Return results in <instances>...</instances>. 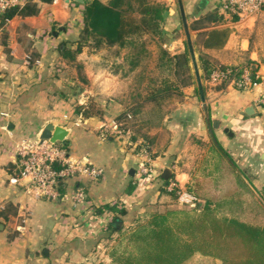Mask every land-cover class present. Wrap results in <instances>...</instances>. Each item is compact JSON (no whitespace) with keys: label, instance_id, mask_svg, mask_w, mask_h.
<instances>
[{"label":"crops","instance_id":"obj_1","mask_svg":"<svg viewBox=\"0 0 264 264\" xmlns=\"http://www.w3.org/2000/svg\"><path fill=\"white\" fill-rule=\"evenodd\" d=\"M84 1L54 0L40 4L36 16L0 19V264H114L109 252L120 230L130 229L157 204L181 203L182 194L195 198L192 207L198 199L189 189L195 184L207 187L219 210L241 202V222L251 224L249 218H261L264 108L258 103L259 90H240L227 83L213 86L201 80L202 100L191 60L195 84L182 89V98L159 128L147 134L153 142L157 176L150 181L140 172L143 158L138 142L114 133L103 135L104 127L123 113L122 94L132 88V78L114 72V59L109 63L102 52L85 49L77 56L83 82L61 57L62 44L79 36ZM180 1L182 8L179 0L167 4L162 25L164 47L171 55L188 46L183 10L200 79L205 61L254 67L253 72L264 77V12L239 19L220 9V22L193 31L191 22L223 0H209L203 6L202 0ZM90 102L102 111L101 116L83 118L75 113V106ZM50 124L66 130L60 145H66L69 161L102 170L97 180H67L57 199L37 196L28 189V178L14 175L19 169V144L40 138ZM225 169L235 178L224 177ZM165 170L171 171L168 180L162 179ZM171 182L179 189L176 196L168 193ZM214 184L212 193L209 188ZM79 188L86 197L82 206L72 200ZM7 205H12L10 211ZM106 206H117L125 214L116 216ZM219 215L236 218L230 213ZM112 225L117 232L109 230Z\"/></svg>","mask_w":264,"mask_h":264},{"label":"trees","instance_id":"obj_2","mask_svg":"<svg viewBox=\"0 0 264 264\" xmlns=\"http://www.w3.org/2000/svg\"><path fill=\"white\" fill-rule=\"evenodd\" d=\"M53 1L27 0L7 8L0 19L6 22L14 17L36 16L40 4ZM220 9L222 4L218 3L192 21L189 28L197 31L220 22ZM167 11L165 3L155 0H85L78 38L60 47L61 57L83 82L86 79L77 56L85 49L112 52L114 72L134 80L122 99L124 111L115 121L123 131H129L127 141L138 142L137 149L146 148L151 157L153 142L147 134L159 128L165 115L180 101L182 89L195 84L188 46L185 44L184 51L175 55L164 47L167 39L162 25ZM216 68L227 66L203 62L201 80L209 81ZM74 111L83 118L102 115L91 102L75 106ZM61 148L67 151L65 144ZM14 175L20 176V170ZM65 187L66 180L59 179L56 189L60 196ZM178 192L175 187L168 193L176 196ZM189 192L198 199L192 207L157 204L130 229L120 230L109 252L114 264H183L193 255L217 259L219 264H264V226L219 215L206 186L195 184ZM7 208L10 211L12 205ZM106 208L116 216L125 214L117 206ZM108 228L117 232L113 225Z\"/></svg>","mask_w":264,"mask_h":264},{"label":"built area","instance_id":"obj_3","mask_svg":"<svg viewBox=\"0 0 264 264\" xmlns=\"http://www.w3.org/2000/svg\"><path fill=\"white\" fill-rule=\"evenodd\" d=\"M24 0H0V13L7 8L22 5ZM222 11L230 17L236 16L239 19L252 18L264 12V0H223ZM253 73L248 66L216 68L211 72L209 83L213 86L230 84L240 90L258 89V103L264 108V77ZM1 116H7L2 114ZM114 133L126 139L130 136L129 131H123L118 122L113 121L110 126L104 127L103 135ZM140 154L143 162L140 172L147 175L150 181L157 178L152 166V157L146 148H142ZM17 164L20 170V177L28 178V189L37 196L47 199H57L60 193L56 189L59 179L69 180L71 178L84 177L90 180H97L102 170L87 164L86 162L74 163L69 161L66 150L60 144L52 143L49 140L40 138L34 140H23L16 149ZM60 166H55V165ZM13 183L17 179L11 180ZM175 183L171 182L167 187L172 190ZM180 201L186 205H192L194 197L186 194L180 195ZM72 200L76 205L86 203L85 193L77 189Z\"/></svg>","mask_w":264,"mask_h":264},{"label":"rangeland","instance_id":"obj_4","mask_svg":"<svg viewBox=\"0 0 264 264\" xmlns=\"http://www.w3.org/2000/svg\"><path fill=\"white\" fill-rule=\"evenodd\" d=\"M103 2H106L107 0H102ZM155 1H159V2H162V3H165L166 5L167 4H169V3H172V4H174V3H176V1H178V0H155ZM102 54H103V59L105 60V61H107V62H111L112 61V59H114V57H113V55H112V52L111 53H109V52H106V51H102ZM149 62H151V61H149ZM151 66H154V63L151 65ZM124 80V79H123ZM133 81L134 80H132L131 79V84H133ZM123 84L125 85V82H123ZM125 87V86H124ZM124 90V89H123ZM129 91V90H128ZM123 96H124V92H123V94H122ZM172 106V105H171ZM171 106L169 107V108H171ZM174 106V105H173ZM144 131V130H143ZM142 131V132H143ZM204 174H205V172H203ZM202 173V174H203ZM223 174H224V177H226L227 176V178H235V177H233V174H231V172H229V170H226L225 169V171L223 172ZM216 183H219V180L216 182ZM216 185H219V184H216ZM210 190H212L213 189V191H212V193L213 192H215V184L213 185V187H211L210 186V188H209ZM231 190V189H230ZM172 205H174V204H172ZM182 206L183 205V207H189L188 205H186V204H182L181 205V203H176L175 204V206ZM225 205V204H224ZM225 207V206H224ZM251 207V206H250ZM252 208V207H251ZM253 210H254V207H253ZM217 211H218V213L219 214H221V213H225L226 215H227V213H230L231 215H234V217H236L235 219H238V220H240L241 219V217L239 216L240 215V213H238V212H240L241 211V202H239V203H237V204H233V203H227L226 204V207H225V209H220L219 210V208H217ZM230 218H233V217H230ZM241 221V220H240ZM248 221H251V224H264V213H262V215H261V218H249L248 219ZM263 226V225H262ZM233 257H231V259H232ZM235 258H233V260H234ZM184 264H219V261L217 260V259H214V258H210V257H200V256H198L197 257V259H192V260H189V261H187L186 263H184Z\"/></svg>","mask_w":264,"mask_h":264},{"label":"water","instance_id":"obj_5","mask_svg":"<svg viewBox=\"0 0 264 264\" xmlns=\"http://www.w3.org/2000/svg\"><path fill=\"white\" fill-rule=\"evenodd\" d=\"M76 1L83 3V0H76ZM208 1L209 0H202V6L205 5ZM179 3H180V6L182 8L180 0H179ZM182 16H183V22H184V29H185V33H186V40H187L188 49H189L191 60H192L193 69H194L195 76H196L197 85H198V88H199V91L201 94V98H202V100H204L201 79H200L198 68L196 65L195 55H194V51H193V48L191 45V38H190V34H189V29H188V26L186 23V18L183 14V10H182ZM251 69L254 70V67H252ZM65 134H66V130H64L62 127L54 126V125L50 124L41 132L40 139L49 140L52 143L60 144L64 141ZM170 176H171V171L165 170L163 172L162 179L168 180L170 178Z\"/></svg>","mask_w":264,"mask_h":264}]
</instances>
